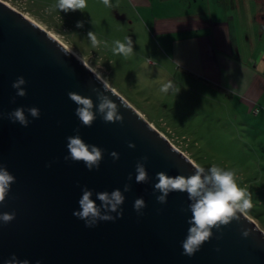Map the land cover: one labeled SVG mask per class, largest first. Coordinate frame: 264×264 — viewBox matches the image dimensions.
Here are the masks:
<instances>
[{
    "label": "water",
    "instance_id": "1",
    "mask_svg": "<svg viewBox=\"0 0 264 264\" xmlns=\"http://www.w3.org/2000/svg\"><path fill=\"white\" fill-rule=\"evenodd\" d=\"M65 47L0 0V112L23 107L30 121L23 127L6 115L0 118V163L16 178L0 204V213H16L10 223L0 222V264L13 255L30 264H264V230L247 213L220 232L213 229V237L194 256L182 255L191 218V212L182 209L191 201L187 193L171 192L167 203L160 204L153 186L158 172L189 176L197 164L119 92L109 86L105 90L86 64L64 53ZM19 76L26 80L24 97L12 88ZM93 88L117 103L123 124L105 123L99 115L91 127L81 124L68 93L90 97L95 106ZM29 107L39 108L38 119L28 115ZM76 128L85 143L104 149L99 170L64 160L69 154L67 137L75 135ZM130 142L135 148L128 146ZM113 151L118 160L110 156ZM143 156L148 157L147 184L135 181V166ZM126 183L131 190L123 193L122 218L89 228L73 215L84 186L99 205L97 192H123ZM141 197L146 204L142 216L133 208ZM245 229L250 230L247 238L242 236Z\"/></svg>",
    "mask_w": 264,
    "mask_h": 264
},
{
    "label": "rangeland",
    "instance_id": "2",
    "mask_svg": "<svg viewBox=\"0 0 264 264\" xmlns=\"http://www.w3.org/2000/svg\"><path fill=\"white\" fill-rule=\"evenodd\" d=\"M7 1L19 6L14 0ZM37 1L27 0L19 7L100 72L177 148L206 169L215 164L235 171L239 186L251 193L252 208L247 214L264 230L263 107H258L260 114L248 113L232 94L220 93L214 86L174 70L164 56L156 53L148 32L141 33L135 23L116 26L110 16L93 13L89 6L97 3L94 0H87L82 10L67 13L53 10L56 0H39L43 6ZM78 22L83 26L77 27ZM89 31L102 41L98 47L91 45ZM125 37L133 41V54H114V41L123 42ZM168 82L180 89L176 95L160 91ZM253 122L254 130L245 128Z\"/></svg>",
    "mask_w": 264,
    "mask_h": 264
},
{
    "label": "clouds",
    "instance_id": "3",
    "mask_svg": "<svg viewBox=\"0 0 264 264\" xmlns=\"http://www.w3.org/2000/svg\"><path fill=\"white\" fill-rule=\"evenodd\" d=\"M106 7H111V0H102ZM87 7V0H57L53 6V10L69 11L82 10ZM82 22L77 23V27H82ZM91 45L98 47L102 41L97 39V36L89 31L87 34ZM106 43V42H104ZM66 55L73 54L71 50L66 47L63 48ZM114 54H122L128 57L133 54V41L130 37H125L122 42L120 40L114 41L112 48ZM78 59H81L78 57ZM83 62V61H82ZM89 68V67H88ZM90 71H92L89 68ZM96 79L102 82L105 90H109L107 81L104 79L100 72L92 71ZM26 80L23 76L17 77L12 83V88L16 89V96H26ZM96 93L98 104L94 106V102L90 97H85L76 92H69L68 96L77 107L75 115L78 117L81 124L85 127H91L97 115L105 123H121L123 124V116L119 113L118 105L109 95L97 88L92 89ZM160 91L167 94L169 91L175 95L180 91L179 88L173 83L168 82L161 86ZM114 94V93H113ZM115 95V94H114ZM123 106L125 102L121 99ZM15 102V97L12 98ZM95 107V111H94ZM127 107V106H126ZM28 115L34 119L40 117V110L37 107H29L27 109ZM6 118L12 123H19L23 127H27L30 123L25 114L23 107H18L13 111L5 114L0 112V118ZM75 135L67 137L68 155L64 157L65 161L83 162L89 171L99 170L101 160L103 158L104 149L87 144L80 136L79 128L74 129ZM130 148H135V144L129 143ZM113 160L119 159V154L115 151L110 153ZM148 160L147 156H143L137 161L135 166V181L137 183L149 182V175L145 167V162ZM51 167V164L47 165ZM194 173L189 176L175 175L170 176L166 172L161 171L156 174L157 183L154 184L153 190L159 192L160 195L156 196V200L160 204L167 203V197L171 192L187 193L188 200L191 203L187 209L182 211H190L191 218L187 221L190 225L186 238L181 242L183 252L182 255L192 257L203 246L205 242L210 241L213 237V229L217 232L222 230V227L228 226L233 220L239 221L240 215H245L247 210L252 208L251 193L239 186L236 180L234 170H227L218 165H212L207 169L199 165H193ZM129 181L132 180V174L129 173ZM15 176L12 175L5 165L0 163V204L4 203L6 197L9 195L11 185L15 183ZM131 190V185L126 183L123 187V192L120 189H114L111 192L103 191L97 192L96 199L100 201L98 205L92 199L93 191L84 186L82 196L78 201L79 210L74 211L73 215L78 219L85 222V226L92 228L97 226L100 221H112L123 217V208L121 207L125 201L126 193ZM146 207L144 199L137 198L134 201L133 208L138 215L142 216L143 209ZM115 213L116 215H112ZM16 213L13 211L0 213V222L8 224L15 219ZM250 235V230L245 229L242 231V236L247 238ZM219 251V248L216 249ZM5 264H30L28 260H19L13 255ZM37 264H40L37 261Z\"/></svg>",
    "mask_w": 264,
    "mask_h": 264
},
{
    "label": "crops",
    "instance_id": "4",
    "mask_svg": "<svg viewBox=\"0 0 264 264\" xmlns=\"http://www.w3.org/2000/svg\"><path fill=\"white\" fill-rule=\"evenodd\" d=\"M94 1L93 13L148 32L174 70L232 94L248 113L264 110V0H111V7ZM245 128L254 130V122Z\"/></svg>",
    "mask_w": 264,
    "mask_h": 264
},
{
    "label": "bare ground",
    "instance_id": "5",
    "mask_svg": "<svg viewBox=\"0 0 264 264\" xmlns=\"http://www.w3.org/2000/svg\"><path fill=\"white\" fill-rule=\"evenodd\" d=\"M4 1V0H3ZM5 3H7L8 5H11L10 3H8L7 1H4ZM13 6V5H11ZM14 8V7H13ZM16 9V8H15ZM18 10V9H17ZM22 13H24L27 17H29L30 19H32L33 21H35L38 25H40L41 27H43L46 31H48V33H50L52 36H54L57 40H59L61 43H63L66 47H68V49H70L73 53H75V55L77 57H80L81 61H83L84 64H86L92 71L97 72L95 69H93V67L86 61L84 60L73 48H71L67 43H65L62 39H60L58 36H56L54 33H52L49 29H47L44 25H42L40 22H38L36 19H34L33 17H31L29 14H27L26 12L21 11ZM107 85L113 89H115L114 87H112L108 82ZM116 90V89H115ZM117 91V90H116ZM167 137V136H166Z\"/></svg>",
    "mask_w": 264,
    "mask_h": 264
},
{
    "label": "built area",
    "instance_id": "6",
    "mask_svg": "<svg viewBox=\"0 0 264 264\" xmlns=\"http://www.w3.org/2000/svg\"><path fill=\"white\" fill-rule=\"evenodd\" d=\"M4 1H7V0H4ZM14 1L17 2V3H19V6H20V4L22 5V3H24V2L27 1V0H14ZM7 2L10 3L11 5H13L12 7L18 9L19 11H22V9H20L19 6L13 4V3L10 2V1H7ZM11 5H10V6H11ZM257 112H258V109H257Z\"/></svg>",
    "mask_w": 264,
    "mask_h": 264
}]
</instances>
